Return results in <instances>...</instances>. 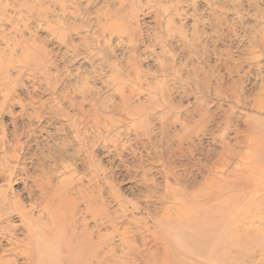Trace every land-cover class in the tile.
Segmentation results:
<instances>
[{
	"label": "rangeland",
	"instance_id": "374dc122",
	"mask_svg": "<svg viewBox=\"0 0 264 264\" xmlns=\"http://www.w3.org/2000/svg\"><path fill=\"white\" fill-rule=\"evenodd\" d=\"M263 89L264 0H0V166L14 173L0 190L31 227L16 212L6 224L38 236L46 198L66 182L75 220L102 205L133 232L141 255L128 264H143L146 227L131 218L156 233L168 189L193 191L225 147L232 212H264ZM246 126L262 149L246 148ZM262 216L233 264H264Z\"/></svg>",
	"mask_w": 264,
	"mask_h": 264
},
{
	"label": "bare ground",
	"instance_id": "6f19581e",
	"mask_svg": "<svg viewBox=\"0 0 264 264\" xmlns=\"http://www.w3.org/2000/svg\"><path fill=\"white\" fill-rule=\"evenodd\" d=\"M247 121L259 125L261 120L247 118ZM247 126L248 136L252 140L245 143L246 148L253 151L262 149V137ZM191 130L192 127L184 126L182 136H188ZM256 130L259 135L262 134L259 128ZM244 142L243 139L238 140L236 145ZM229 151L225 147L222 155L209 168L206 178L193 191L168 189V202L163 205L156 224L152 226L156 233L149 231V220L140 221L136 216L131 218L130 223L134 226L144 224L146 227L141 239L145 252L141 258L143 264H233L232 250L239 248L249 229H258L254 225L257 221L261 222L264 212L260 208L254 215L239 216L232 212L234 203L223 195L225 190L231 188L230 180L222 177V173L232 165ZM236 166L243 165L238 163ZM9 167L7 161L4 166L1 165L0 175L8 177L10 183L14 173ZM235 167L230 175L238 179L242 175ZM65 192L66 182H59L45 200L44 210L49 215L47 221L50 227L42 228L38 236H34L35 232L27 231L26 236L17 239L14 227L6 224L10 212H16L29 226L31 224L26 220L24 208L18 206L7 192L0 190V238L9 237V249L13 254L11 259L2 258L3 253L0 254V264H16L17 258L25 264H108L107 260L111 264H128L127 260L135 261L140 257L133 232L127 226L121 230L118 226L123 220L107 217L102 205H98L97 209L87 206L89 220L84 218L77 222L73 212L75 204L66 197ZM251 204L258 206L256 204L260 202L252 201ZM121 210L126 212V208L121 207ZM135 210L133 208L131 211ZM89 221L93 223L92 228ZM4 223L6 226H2ZM106 228L110 230L107 233L103 232ZM117 252L120 255L116 256ZM202 259H207V263H203Z\"/></svg>",
	"mask_w": 264,
	"mask_h": 264
}]
</instances>
